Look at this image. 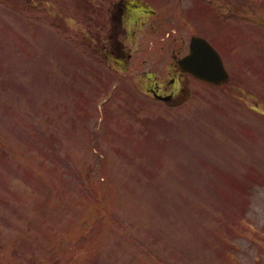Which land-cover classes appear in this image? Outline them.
I'll return each instance as SVG.
<instances>
[{
    "label": "rangeland",
    "instance_id": "obj_1",
    "mask_svg": "<svg viewBox=\"0 0 264 264\" xmlns=\"http://www.w3.org/2000/svg\"><path fill=\"white\" fill-rule=\"evenodd\" d=\"M161 1L168 28L178 27L187 43L190 9L178 15L181 0ZM93 12L77 0H0V264L261 262L264 233L250 229L259 227L254 213L264 222V169L241 172L239 189V176L222 168L229 156L209 134L237 146L239 121L252 118L263 136L243 132L241 145L253 147L252 160L264 155V116L249 110V97L238 109L229 100L238 104L242 90L264 110V77L237 73L246 62L263 67L264 48L255 62L250 52H227L230 82L190 79V98L172 107L151 102L137 76L168 62L173 48L139 50L125 71L109 68L102 56L85 55L88 40L75 44L74 35L95 29ZM206 31L216 40L230 36L211 22ZM231 151L236 172L245 170L240 150Z\"/></svg>",
    "mask_w": 264,
    "mask_h": 264
},
{
    "label": "water",
    "instance_id": "obj_2",
    "mask_svg": "<svg viewBox=\"0 0 264 264\" xmlns=\"http://www.w3.org/2000/svg\"><path fill=\"white\" fill-rule=\"evenodd\" d=\"M190 49V53L179 61L182 70L215 84L227 80L228 74L220 57L203 38L194 37Z\"/></svg>",
    "mask_w": 264,
    "mask_h": 264
},
{
    "label": "flooded vegetation",
    "instance_id": "obj_3",
    "mask_svg": "<svg viewBox=\"0 0 264 264\" xmlns=\"http://www.w3.org/2000/svg\"><path fill=\"white\" fill-rule=\"evenodd\" d=\"M167 83H164V85L162 83H159L157 81L154 80L153 82V86L151 87L152 90H155L157 93H162L163 91L167 90L168 86ZM149 88V89H151Z\"/></svg>",
    "mask_w": 264,
    "mask_h": 264
}]
</instances>
